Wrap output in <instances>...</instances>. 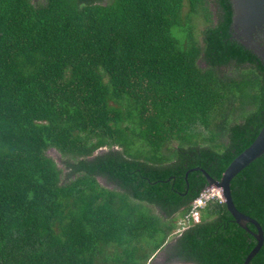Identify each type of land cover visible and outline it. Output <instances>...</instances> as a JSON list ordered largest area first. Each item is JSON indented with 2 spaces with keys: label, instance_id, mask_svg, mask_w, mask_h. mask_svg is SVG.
<instances>
[{
  "label": "trees",
  "instance_id": "obj_1",
  "mask_svg": "<svg viewBox=\"0 0 264 264\" xmlns=\"http://www.w3.org/2000/svg\"><path fill=\"white\" fill-rule=\"evenodd\" d=\"M231 16L230 0H0V264H147L159 249L242 264L256 240L223 202L169 240L208 183L192 168L220 179L264 123V64ZM230 191L264 237V153Z\"/></svg>",
  "mask_w": 264,
  "mask_h": 264
},
{
  "label": "water",
  "instance_id": "obj_2",
  "mask_svg": "<svg viewBox=\"0 0 264 264\" xmlns=\"http://www.w3.org/2000/svg\"><path fill=\"white\" fill-rule=\"evenodd\" d=\"M230 3L232 7L230 24L232 37L253 51L264 64V33H260L264 29V0H230ZM262 153H264V123L255 139L228 164L220 179L212 178L203 168H192L204 174L208 182L207 186L213 185L221 190L224 204L232 215L233 220L254 236L256 244L247 253L242 264H248L261 248L264 239L263 230L256 219L242 213L236 208L231 196L230 181L234 175ZM186 176L187 173L185 174V178ZM246 223L253 224L256 231L248 228Z\"/></svg>",
  "mask_w": 264,
  "mask_h": 264
},
{
  "label": "built area",
  "instance_id": "obj_3",
  "mask_svg": "<svg viewBox=\"0 0 264 264\" xmlns=\"http://www.w3.org/2000/svg\"><path fill=\"white\" fill-rule=\"evenodd\" d=\"M216 201L224 203V198L221 190L213 185L205 186L200 194L191 202L189 211L185 215L186 222H197L200 219V209L203 208L208 202Z\"/></svg>",
  "mask_w": 264,
  "mask_h": 264
},
{
  "label": "rangeland",
  "instance_id": "obj_4",
  "mask_svg": "<svg viewBox=\"0 0 264 264\" xmlns=\"http://www.w3.org/2000/svg\"><path fill=\"white\" fill-rule=\"evenodd\" d=\"M212 8V6H210ZM213 9V8H212ZM193 21L194 23L196 24V31L197 32H201V30L205 27L206 25V22L204 21V18L201 16V15H197L196 17L193 18ZM103 151L106 150L107 148H102ZM50 154H52L57 160H59V156L57 154V152H55L54 149H50L49 150ZM99 152H101V149L99 150ZM154 212V210H153ZM174 221H176V224L177 226H181V224L183 225L182 227H179V228H176L175 230H173L172 234L170 235V239H174L176 237V235L178 233H180L185 227L187 224L191 223V222H183V220L180 219V217H175L174 218ZM180 221L182 223H180ZM163 252L162 249H159L157 250L155 253H154V256L153 258L149 259L147 261V264H161L160 263V260H159V255H161V253ZM157 254V256H155ZM174 264H179V262H175Z\"/></svg>",
  "mask_w": 264,
  "mask_h": 264
},
{
  "label": "flooded vegetation",
  "instance_id": "obj_5",
  "mask_svg": "<svg viewBox=\"0 0 264 264\" xmlns=\"http://www.w3.org/2000/svg\"><path fill=\"white\" fill-rule=\"evenodd\" d=\"M260 33L263 34L264 33V29L261 30ZM155 256H157V254ZM158 258H159L160 262H162V263L164 261H166L168 258H169V261L168 262H170L169 264H174L175 262H178L176 257L171 256L169 254L166 255V254H164V252H162L161 255H159Z\"/></svg>",
  "mask_w": 264,
  "mask_h": 264
},
{
  "label": "clouds",
  "instance_id": "obj_6",
  "mask_svg": "<svg viewBox=\"0 0 264 264\" xmlns=\"http://www.w3.org/2000/svg\"><path fill=\"white\" fill-rule=\"evenodd\" d=\"M154 255V254H153ZM153 255H152V257L151 258H153Z\"/></svg>",
  "mask_w": 264,
  "mask_h": 264
}]
</instances>
